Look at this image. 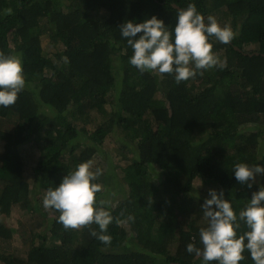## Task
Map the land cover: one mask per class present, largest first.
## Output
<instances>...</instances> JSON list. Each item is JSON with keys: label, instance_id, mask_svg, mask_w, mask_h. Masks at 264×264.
I'll return each instance as SVG.
<instances>
[{"label": "trees", "instance_id": "trees-1", "mask_svg": "<svg viewBox=\"0 0 264 264\" xmlns=\"http://www.w3.org/2000/svg\"><path fill=\"white\" fill-rule=\"evenodd\" d=\"M189 3L231 26L229 44L209 38L226 66L176 83L130 65L120 25L155 15L171 29ZM0 52L21 59L26 81L15 104L0 106V216L42 203L89 160L102 169L97 203L115 198L109 245L91 235L97 225L65 229L41 206L26 215L28 230L0 221V264H201L186 245L202 247L208 190L222 189L237 215L258 190L231 169L264 165V0H0ZM108 139L124 162L113 166L121 187L102 166ZM22 148L37 153L31 177ZM247 230L241 221L237 234Z\"/></svg>", "mask_w": 264, "mask_h": 264}, {"label": "clouds", "instance_id": "clouds-1", "mask_svg": "<svg viewBox=\"0 0 264 264\" xmlns=\"http://www.w3.org/2000/svg\"><path fill=\"white\" fill-rule=\"evenodd\" d=\"M119 30L132 49L130 65L142 74H172L176 83L195 77L198 70L203 74V70L224 68L227 60L213 53L209 38L229 44L235 36L229 24L221 25L212 15L205 18L194 3L176 9V21L171 29L152 15L140 22L125 20ZM25 85L21 59L0 52V106L15 104ZM92 165L91 160L78 164L56 187L47 190L42 204L45 209L59 212L58 222L65 229L97 225L99 231L92 230L91 235L109 245L108 226L113 216L107 201L97 203L96 194L101 191V185L96 181L102 169L93 170ZM231 171L238 183L249 189L256 184L258 190L237 215L231 201L225 199L224 191L210 188L200 205L207 220L206 227L199 231L202 247L188 243L186 251L201 257V264H240L247 250L253 264H264V184L260 183L264 165L236 162ZM241 221L248 230L238 235Z\"/></svg>", "mask_w": 264, "mask_h": 264}, {"label": "rangeland", "instance_id": "rangeland-1", "mask_svg": "<svg viewBox=\"0 0 264 264\" xmlns=\"http://www.w3.org/2000/svg\"><path fill=\"white\" fill-rule=\"evenodd\" d=\"M47 40H48L47 38H44L43 45L45 48L51 49V47L48 45ZM106 145H107L106 148L103 150H105L104 153L109 154L110 162L108 164H104L102 166H104V167L106 166V169L108 168V169L113 171V174H114L113 178H115L113 184L120 185V187H121V182L123 181V178H122L120 172H118L117 170L114 171L113 166L122 165L119 163H124V162H122L120 157L117 156V153L115 150V148H116L115 144H113L110 139H108L106 141ZM2 149H3V146L1 147V145H0V150H2ZM21 153H22L23 158L26 162V168H25L26 176L31 177L32 176V173H31L32 170L30 168H32V166L36 164L35 162L37 159V153L33 149L26 150L24 148H22ZM111 166H112V168H111ZM113 184L110 187H108L106 190H108L109 188H110L109 190H112ZM110 194L112 195V193H110ZM114 199L115 198H111L110 196H108L107 204H109L110 202H114L113 201ZM35 201L38 204V205L36 204L37 206L30 205L28 210L22 211V212L19 211L18 209L13 208L10 211L9 215L0 216V221L2 223H4L8 228L13 229L15 231L28 230V227H25L23 225L25 223V220L27 219L26 215L28 213H30L29 211H35V209H37V208L40 212L42 210L41 206L43 207L42 203H40L37 199H35ZM36 212H38V211H36ZM22 242H23V239L18 237V235H15V238L11 242L12 249H19L22 246Z\"/></svg>", "mask_w": 264, "mask_h": 264}]
</instances>
